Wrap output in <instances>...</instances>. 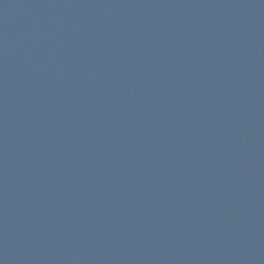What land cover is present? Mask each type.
I'll list each match as a JSON object with an SVG mask.
<instances>
[{
  "label": "water",
  "instance_id": "water-1",
  "mask_svg": "<svg viewBox=\"0 0 264 264\" xmlns=\"http://www.w3.org/2000/svg\"><path fill=\"white\" fill-rule=\"evenodd\" d=\"M0 264H264V0H0Z\"/></svg>",
  "mask_w": 264,
  "mask_h": 264
}]
</instances>
